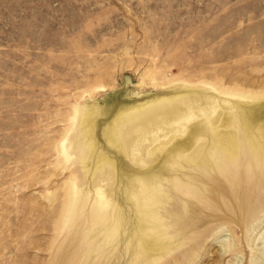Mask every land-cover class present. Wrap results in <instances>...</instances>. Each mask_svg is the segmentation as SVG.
<instances>
[{"label":"rangeland","instance_id":"1","mask_svg":"<svg viewBox=\"0 0 264 264\" xmlns=\"http://www.w3.org/2000/svg\"><path fill=\"white\" fill-rule=\"evenodd\" d=\"M210 86L257 93L264 103V0H0V264H264L262 193L250 206H263L244 222L236 200L216 194L218 182H196L202 191L191 205L182 195L166 204L169 249L141 259L126 247L129 218L122 240L98 251L86 241L89 206L79 201L66 214L71 180L85 186L75 110L92 108L88 171L105 154L135 174L158 159L133 161L138 124L117 115ZM72 140L78 153L66 158L61 144Z\"/></svg>","mask_w":264,"mask_h":264},{"label":"bare ground","instance_id":"2","mask_svg":"<svg viewBox=\"0 0 264 264\" xmlns=\"http://www.w3.org/2000/svg\"><path fill=\"white\" fill-rule=\"evenodd\" d=\"M210 89H178L170 97L154 99L129 113L117 115L115 122L127 116V124H138L130 136L133 161L146 166L158 159L156 166L135 174L121 170L120 164L105 154L94 164L93 173L88 171L93 148L84 121L91 122L92 108L85 105L81 114L75 110L74 118L79 119L86 148L81 146L83 149L79 148L78 153L77 140L69 141L68 145L63 141L61 152L69 158L72 155L69 149L77 151L85 186L79 187L76 178L71 180L73 198L66 214L69 217L78 211L79 201H82L79 209L89 206L93 233L86 241L92 249L100 251L105 244L114 243L129 218L131 237L126 247L135 248V258L168 250L174 236L167 232L171 223L166 221L170 214L166 204L182 195L185 204L191 205L189 199L198 198L201 193L196 182H218L220 188L216 194L234 198L237 208L244 210V222L264 205L250 206L253 195H264V115L255 113L256 108L264 109V103H257L263 95L215 86ZM229 97L246 101L231 102ZM115 128L109 131L110 138H115ZM143 142L154 146H147L142 155L139 147ZM121 154L126 155L124 151ZM190 171L197 176H188ZM111 181L116 185L110 186Z\"/></svg>","mask_w":264,"mask_h":264}]
</instances>
